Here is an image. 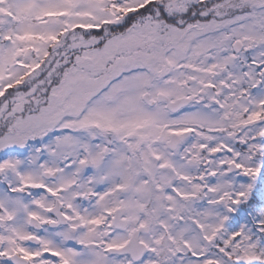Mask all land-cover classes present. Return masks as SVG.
Wrapping results in <instances>:
<instances>
[{"label": "snow or ice", "instance_id": "snow-or-ice-1", "mask_svg": "<svg viewBox=\"0 0 264 264\" xmlns=\"http://www.w3.org/2000/svg\"><path fill=\"white\" fill-rule=\"evenodd\" d=\"M0 264H264V0H0Z\"/></svg>", "mask_w": 264, "mask_h": 264}]
</instances>
